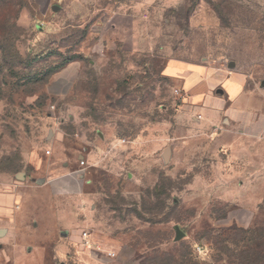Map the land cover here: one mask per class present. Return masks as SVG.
<instances>
[{
    "label": "rangeland",
    "instance_id": "obj_1",
    "mask_svg": "<svg viewBox=\"0 0 264 264\" xmlns=\"http://www.w3.org/2000/svg\"><path fill=\"white\" fill-rule=\"evenodd\" d=\"M5 172L57 264H264V0H0Z\"/></svg>",
    "mask_w": 264,
    "mask_h": 264
},
{
    "label": "crops",
    "instance_id": "obj_2",
    "mask_svg": "<svg viewBox=\"0 0 264 264\" xmlns=\"http://www.w3.org/2000/svg\"><path fill=\"white\" fill-rule=\"evenodd\" d=\"M238 78L231 77L229 79V91L236 92L238 90ZM248 119H244L242 134L249 133ZM233 124V122H231ZM59 142V140H57ZM66 142H64L65 144ZM38 159L34 161L30 151L26 145L22 147V157L26 165L36 164L38 168L35 171L37 174L38 184L41 186H50L54 182H67V179L72 175V166L62 164L60 159L46 160L41 152L37 153ZM71 157L70 153H67ZM58 158V157H55ZM41 159V160H40ZM41 164V167H39ZM36 166V165H35ZM39 171V172H38ZM1 177L5 179L6 185L10 187L11 192L0 193V262L5 264H57L60 253H63L67 246L64 243L57 241V232L55 226L41 227V217H53L59 224L65 223L61 214L56 212V198H45L44 201L51 204L52 213H37L32 215L25 212V208L21 203L26 197L22 196V186L29 182V178L25 181H16L8 173H1ZM257 186L261 187V184ZM260 194L258 192V199ZM27 201V200H26ZM45 204L44 202H42ZM47 214V215H46ZM33 221V222H32ZM31 222L37 227L31 229ZM94 264V262H90Z\"/></svg>",
    "mask_w": 264,
    "mask_h": 264
},
{
    "label": "water",
    "instance_id": "obj_3",
    "mask_svg": "<svg viewBox=\"0 0 264 264\" xmlns=\"http://www.w3.org/2000/svg\"><path fill=\"white\" fill-rule=\"evenodd\" d=\"M166 156L168 157V154H166ZM176 231H177V235H176L177 240L181 239L185 235V232L181 229L179 225L176 226Z\"/></svg>",
    "mask_w": 264,
    "mask_h": 264
}]
</instances>
